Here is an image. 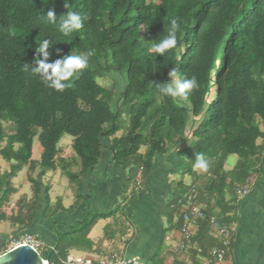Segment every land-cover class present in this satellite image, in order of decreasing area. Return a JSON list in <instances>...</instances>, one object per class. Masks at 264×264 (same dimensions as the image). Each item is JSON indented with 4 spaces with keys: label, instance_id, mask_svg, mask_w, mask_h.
Returning <instances> with one entry per match:
<instances>
[{
    "label": "trees",
    "instance_id": "1",
    "mask_svg": "<svg viewBox=\"0 0 264 264\" xmlns=\"http://www.w3.org/2000/svg\"><path fill=\"white\" fill-rule=\"evenodd\" d=\"M66 2L68 9L65 0H0V156L12 164L10 172H0V224H20L16 236L33 225L45 189L37 178H28L36 201L22 207L26 219L21 222L20 214L9 217L5 212L15 191L12 180L23 168L28 166L35 173L41 167L44 176L60 168L76 184L97 170L106 149L128 172L123 192V202L128 204L112 213L85 215V220L41 253L45 262L63 264L73 249L99 253L89 239L97 222L134 207L138 176L148 179L157 168L156 161L171 153L177 154L172 174L179 181L172 184V197L162 208L168 222L181 215L186 196L196 188L200 174L192 166L195 153H203L209 168L206 183L194 189L197 201L208 206L209 214L214 213L211 200L219 208L218 226L232 224L235 219L229 217L227 198L250 180L264 153V0ZM53 9L56 24L46 19L47 10ZM67 11L89 19L81 30L64 36L58 24ZM171 19L180 24L178 46L159 57L149 48L164 38ZM46 38L52 42L50 62L73 48L95 52L80 78L63 92L49 89L30 71L38 43ZM173 68L182 79L193 75L197 79L199 87L187 106L157 98L156 83L167 82ZM111 76L118 77L116 86L104 88L99 79ZM6 123L12 125L10 132ZM66 135L74 139L79 173L72 171V163L59 158V143ZM35 139L43 148L39 163L32 160ZM231 156L239 161L227 171ZM185 176L195 185L187 186ZM45 203L47 217L63 209L57 206L53 211L48 188ZM111 228L107 226V234ZM127 230L123 227V235ZM209 231L210 224H202L198 241ZM7 242L9 238L0 237L2 248L8 247ZM162 252L163 248L154 259Z\"/></svg>",
    "mask_w": 264,
    "mask_h": 264
},
{
    "label": "crops",
    "instance_id": "2",
    "mask_svg": "<svg viewBox=\"0 0 264 264\" xmlns=\"http://www.w3.org/2000/svg\"><path fill=\"white\" fill-rule=\"evenodd\" d=\"M59 149L61 150L59 158L65 160L66 163H75L77 170L72 171L79 173L81 167L75 152L73 151L74 154H68L62 148ZM42 154L43 148L35 147L34 142L32 160L35 163H39ZM259 158L261 159V164L256 168L250 180L244 186L237 187L233 195H229L227 198L230 204L229 217L232 216L235 221L229 225L232 227L231 252L224 264H264V153L259 155ZM177 163V154L172 155L171 153V155L159 158L156 161L157 168L155 171L148 179L142 180V188L136 192L137 194L139 193L138 203L134 207H128L126 211L121 209L112 218L102 219L97 222L89 235V239L94 243L95 249L103 250L105 247L113 245L115 241H121L123 245H118L116 248H119L122 257L138 258L144 264H212L209 251L219 245L215 227H220L217 225V221L215 226L209 221L212 217L217 220L216 214L220 211L213 201L211 200V208L214 210L213 214L207 212L208 206L206 204L199 203L204 207L208 217L202 224L206 222L210 224V231L207 236L204 235L202 242L198 241V235L196 237L202 252L183 247L185 241L182 233V223L180 224V220L182 221L180 214L175 216L172 224L163 215L164 211H162V208L172 197V184L179 181V177L172 174ZM227 163L225 165L227 171L233 170L237 165L229 168ZM2 164L0 163V172L2 174L11 171L12 164L5 161ZM4 165H8V169ZM38 170H40V174L37 179H43L46 176H44V171L41 167H38L36 171ZM22 171L26 172V183L30 185L31 191L30 193L24 191L22 195V191L20 192L15 185L14 181L16 178H14L12 185L15 191L11 197L12 201H19L17 203L20 204L21 208L19 213L21 222L26 219L22 212V207L32 204L35 200L33 186L28 179L32 173L29 171L28 166L23 168ZM49 172L52 173L51 177L54 176V178L59 180L62 178L60 175L66 176L60 168L57 171ZM198 172L200 178L197 181L196 188H194L195 190L203 186L207 181L205 171L198 170ZM127 179L128 172L114 162L112 153L106 149L97 170L92 175L85 176L78 183L70 185L74 198L69 203L65 201L64 197L58 195L59 192L55 182L53 185L50 184L48 188L50 206L53 211H55L57 206H62L63 209L51 215V217L45 216L46 203L41 196L33 225L28 231H23L20 234L31 233L30 235L34 236L45 247H53L57 243L59 236L67 234L75 224L85 220V215L112 213L127 205L128 201L123 202L125 199L123 192ZM184 183L187 186L195 185L194 180L189 176H185ZM244 188L249 190V194L239 198L238 192ZM20 189L22 190V188ZM45 190L46 188L42 190V195ZM18 193H21V198L19 199H17ZM131 196L132 188L126 194L129 199ZM232 199H234V203H232ZM75 205L76 207L74 208ZM231 206H233L232 213ZM47 214L50 215V212H47ZM101 222L108 223V226L112 225V228L108 234L105 232L103 239L97 243L93 234L95 228ZM0 226L2 227L3 225L0 224ZM123 227L128 229V233L125 235H123ZM18 230L19 228L15 226L12 231L13 235L16 232L18 233ZM0 237L9 238V235L0 230ZM161 248H163L162 255L154 259Z\"/></svg>",
    "mask_w": 264,
    "mask_h": 264
},
{
    "label": "clouds",
    "instance_id": "3",
    "mask_svg": "<svg viewBox=\"0 0 264 264\" xmlns=\"http://www.w3.org/2000/svg\"><path fill=\"white\" fill-rule=\"evenodd\" d=\"M65 7L67 9L69 7L66 0ZM46 19L52 24L57 23V15L54 9L47 10ZM87 19H89L87 15L82 16L78 12L67 11L66 14L61 15L58 31L64 36H69L81 30L84 21ZM179 30L180 24L178 21L171 19L167 34L159 42L152 43L149 52H155L159 57L164 58L166 53L177 48ZM51 43V40L47 38L38 43L39 46L36 49L38 55L30 71L32 75L37 76L49 89L63 92L67 88L72 87L74 81L80 78L83 71L88 67L90 58L95 55V52L94 50H89L81 53L73 48L69 54L50 62L48 49L52 47L50 46ZM41 55L43 59L40 58ZM28 65L29 63H25V71H29ZM168 75L169 80L167 82L156 83L155 85L157 98H171L178 106H187L191 93L199 87L196 77L193 75L191 78L182 79L175 68ZM192 167L194 171H208L209 162L203 153H195Z\"/></svg>",
    "mask_w": 264,
    "mask_h": 264
},
{
    "label": "built area",
    "instance_id": "4",
    "mask_svg": "<svg viewBox=\"0 0 264 264\" xmlns=\"http://www.w3.org/2000/svg\"><path fill=\"white\" fill-rule=\"evenodd\" d=\"M142 176L139 175L136 183L135 189L141 190L143 181ZM249 194V190L244 188L243 190L238 192V197L243 198ZM182 217V233L184 236V248L185 249H193L197 252H202L199 243L196 241V237L198 235L201 224L208 219L204 207H202L197 201V195L195 191H191L185 199L183 204V209L181 213ZM210 223L215 226L216 218H210ZM217 240L219 241V245L215 248H212L209 251V257L212 264H224L228 255L231 252V226L224 227H215ZM15 242V246L4 252V248L0 246V256L8 253L9 251L24 245L32 246L39 252V248L41 244L36 240V238L30 234H18L13 238ZM43 245V244H42ZM40 253V252H39ZM41 254V253H40ZM63 264H144L138 258H115V257H104L99 254L93 253L89 254L87 257H74L69 255L67 259L63 262Z\"/></svg>",
    "mask_w": 264,
    "mask_h": 264
},
{
    "label": "rangeland",
    "instance_id": "5",
    "mask_svg": "<svg viewBox=\"0 0 264 264\" xmlns=\"http://www.w3.org/2000/svg\"><path fill=\"white\" fill-rule=\"evenodd\" d=\"M115 81H118V77L117 76H111V77H108V78H104V79H99V83L104 87V88H113L115 85ZM120 91V89H119ZM5 128L8 132H10L12 129V125L11 124H8L6 123L5 124ZM122 133H119L118 136H121ZM41 147L40 146V142L39 140L37 139L35 141V147ZM59 148H62L63 150H65L68 154H74L73 152V138L69 135H66L63 137V139L61 140V142L59 143ZM144 152V150L142 151ZM4 160L2 159V157L0 156V163L1 165L2 162ZM239 161V158L238 156H231L228 160V165H229V168L231 167H234ZM72 165H73V171L74 170H77V166L75 163L71 162ZM5 166V165H4ZM8 165L5 166V168H7ZM8 169V168H7ZM40 174V170L36 171L35 173H32V177L34 179H36ZM52 173L50 172H47L46 173V176L42 179H37L39 181L42 182V185H43V188H49L50 184H56L57 188H58V192L61 197H64L65 201L67 203L70 202L71 199H73V192L72 190L70 189V185H72L71 181L69 180V178H67L66 176L64 175H60L62 178L59 180L58 178H54V176H52ZM26 179H27V176H26V172L25 171H21L17 174V177H16V180L14 181L15 182V185L19 188L20 192L24 193V191L26 193H30L31 189H30V185L28 183H26ZM22 188V190L20 189ZM26 189V190H24ZM21 193H18L17 194V199L21 198ZM139 194V193H138ZM70 197V198H68ZM19 201H15V200H10V202L6 205L5 207V212L8 214L9 217L13 216V215H19V213L21 212V208H20V204L17 203ZM25 214V212L23 213ZM3 226L1 227L0 226V230H3V233L5 234H8L9 235V242H7L8 244V247L4 250L7 251V250H10L12 249L14 246H15V242L13 241V238H15V235H13V229L15 228L14 225H12L10 222H2L1 223ZM107 226H108V223H105V222H101L97 225V227L95 228L94 230V234H93V237L95 238L96 242L98 243L101 239H103L104 235H105V232H106V229H107ZM17 228H19L17 226ZM5 238V237H4ZM39 242V241H38ZM41 243V242H40ZM40 245V248H39V252L40 253H45L46 252V248L44 245L39 244ZM118 245H123V243L121 241H118L115 243H113V245H110V246H107L105 247V249L103 250H99V255L101 256H104V257H115V258H120L122 257L120 251H119V248H116L118 247ZM90 253L88 252H85V251H81V250H77V249H73L70 251V255L71 256H74V257H87Z\"/></svg>",
    "mask_w": 264,
    "mask_h": 264
},
{
    "label": "water",
    "instance_id": "6",
    "mask_svg": "<svg viewBox=\"0 0 264 264\" xmlns=\"http://www.w3.org/2000/svg\"><path fill=\"white\" fill-rule=\"evenodd\" d=\"M45 201V192L43 194ZM31 234V233H28ZM0 264H52L45 262L42 255L32 246H19L8 253L0 256Z\"/></svg>",
    "mask_w": 264,
    "mask_h": 264
}]
</instances>
